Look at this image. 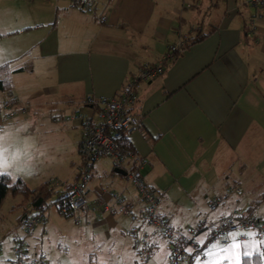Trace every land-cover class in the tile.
Segmentation results:
<instances>
[{"label":"crops","instance_id":"0c3cea01","mask_svg":"<svg viewBox=\"0 0 264 264\" xmlns=\"http://www.w3.org/2000/svg\"><path fill=\"white\" fill-rule=\"evenodd\" d=\"M7 1L0 11V68L10 66L17 72L12 78L15 106L11 109L23 110L24 105L35 104L29 113L23 110L27 113L24 117H39V100L29 103L21 96L41 88L42 115L52 117L76 150L83 132L79 124H63L64 117L90 114L85 108L89 98L118 97L127 84L138 79L145 65L161 64L180 43L213 31L203 43L184 52L161 78L138 85L139 99L132 114L141 123L128 141L147 161L143 178L161 197L160 217L181 234L184 228L188 233L197 230L204 221L200 219L205 214L202 212L214 199L225 197L229 188L245 193L243 186L255 176L262 180L251 185L264 186L262 2L250 6L249 0H92L97 16L107 17V23L100 24L97 17L73 7L71 0H58L54 19H44L40 10L39 18L29 16L25 8L28 2ZM246 30L250 32L247 38ZM1 99L0 106L9 102L3 96ZM11 123L0 120V173L23 181L19 172L29 173L28 178L36 182L39 166L13 156L15 149L3 142L6 133L25 125L16 123L19 128H15ZM96 164L90 183L99 169L101 178L112 179L118 190L101 187L93 192L88 188V202L98 205L86 214L113 206V196L138 201L128 197L126 177L114 168L110 174L102 171ZM236 164L239 166L234 168ZM72 177L73 183L63 184V192L75 184L74 172ZM50 179L42 178L41 182ZM176 199L206 204L197 211L198 220L188 224L170 215ZM229 200L219 208L220 214L219 210L209 212V224L234 213H246L232 209ZM202 235L195 241L199 246L208 239L205 234V241H199ZM160 239L151 237L155 249ZM245 245L247 250L253 248V244Z\"/></svg>","mask_w":264,"mask_h":264},{"label":"rangeland","instance_id":"374dc122","mask_svg":"<svg viewBox=\"0 0 264 264\" xmlns=\"http://www.w3.org/2000/svg\"><path fill=\"white\" fill-rule=\"evenodd\" d=\"M0 1L1 11L10 1ZM21 2H28L25 8H27L29 16L39 18L40 10L43 12L42 15L45 19L49 16L54 17V8L58 0H21ZM40 85L39 83V88ZM28 91L30 94H24L21 98L29 103H36L39 100V117L32 114L29 115L28 119L24 117L34 107H37L35 104H33L34 106L24 105L22 109L27 111L26 114L23 113V110L16 109L14 112H19L18 116L14 120L7 122H12V125H9L15 128H19L15 125L16 123L24 122L25 125L22 129L10 130L6 133L3 142H6L10 148L15 149L13 156L23 160L26 164L39 166V178L36 179V182H34L35 178H28L30 177L29 173L19 172V175L23 176L24 181L31 189H36L50 181L56 184V179H61L62 184L58 189L61 191L63 190L61 189L64 186L63 184H70L74 181L72 177L74 167L79 165L81 161L79 150L78 147L76 150L69 136L62 134L60 127L54 123L52 117L42 115L40 111V106L42 105L41 88L36 93L33 89ZM22 92L23 90H21ZM12 94L13 91L11 96ZM30 95L35 96L30 97ZM2 96L0 94V102ZM36 126H39L38 129H36ZM96 163V167H100L102 171H106L109 174L112 173L114 166L108 159H101ZM237 166L239 164L234 165V168ZM233 171L235 173L237 169ZM97 172L98 175L94 182L88 185L91 191L95 192L101 187L104 189L110 188L114 192L118 190L112 179L101 178L102 172L99 169H97ZM42 178L51 179L41 182ZM261 180L258 176L253 177L252 181L248 180L246 186H243L245 189L243 197L237 198L236 196H231L228 198L230 199L229 205H231L232 209L240 212L247 211L258 196V194H253L250 191L251 187L257 188L258 186H252L251 184L259 183ZM123 182L126 184L124 179ZM128 188L130 192L128 197L131 200L137 199L138 195L134 187L130 184ZM55 200L52 201L53 204ZM22 201L23 199H14L12 196H9L1 209L0 264H14L17 261L15 252L16 242H23L21 244L22 251L29 258L28 264L41 258L45 260V264H170L167 240L164 238L158 241L159 247L153 250V256L149 260L145 261L141 257L136 248L134 238L129 235L134 225L129 218L124 217L119 212H117V215L107 216L103 211L101 212V209L95 208V211L85 214L84 218L77 222L75 218H66L60 215L58 207L51 205L45 214L46 217L35 212L28 214L29 221L34 220L36 216L41 217L39 226L30 233L26 225L19 224V217H22L24 211L21 205ZM204 204L206 203H201L200 201L192 202L190 200L176 199L173 200L172 207H170V215L172 218L191 224L194 220H198L199 216L196 213L199 209L204 208ZM221 211L219 210V214ZM209 212V208L207 207V210L202 212L205 214L200 219H207ZM212 216H210V221L214 223L215 221H213ZM255 217L264 219V205L258 208ZM185 229L182 230V234L188 235V230ZM204 235H202L203 237L199 241H205L206 235ZM242 236H245V242L241 241ZM230 240L231 244L224 248V250H218V244H216L204 250L198 258L192 259L191 264H223L226 261L228 264H240L241 258L244 255H251L252 251L256 250L261 242L252 231L231 234ZM245 243L253 244V248L247 250ZM234 244H239L240 247L235 248L233 247ZM242 250L245 254L241 253ZM204 255L207 256L205 262L202 261V256ZM217 257L221 258L217 259Z\"/></svg>","mask_w":264,"mask_h":264},{"label":"built area","instance_id":"2783aa9c","mask_svg":"<svg viewBox=\"0 0 264 264\" xmlns=\"http://www.w3.org/2000/svg\"><path fill=\"white\" fill-rule=\"evenodd\" d=\"M71 2L73 7L78 8L83 14L97 17L98 23H107V17L97 16V8L92 0H71ZM261 2L263 0H249L248 5L255 6ZM182 46L183 44H180L173 49V52ZM162 73L161 66L151 68L145 65L138 79L127 84L118 97L113 99L89 98L85 102V108L90 114L78 113L62 119V123L66 125L79 124L83 132L79 147L81 161L74 170L75 184L62 213L72 214L76 220L80 221L88 209L97 207V203L88 202V185L96 162L108 159L114 168L127 174L126 179L136 190L138 201H125L122 197L113 196V206H106L103 213L107 216H114L119 208V213L130 219L134 227L129 235L134 238L136 248L145 261L152 256L151 237L155 235L167 240L170 264H191L192 259L198 258L204 250L216 244L224 249L231 243L230 235L239 232L252 231L259 240L264 241V222L255 217H248L246 213H234L214 225L209 224L205 219L202 225L209 230L210 235L202 246L195 242L199 236L196 230L183 235L172 230L168 223L160 217L161 197L147 187L143 178L142 172L147 166V161L135 152L125 150L123 142L140 127V118L132 114L139 99L136 93L138 85L149 84ZM11 108L13 107L9 102L0 106V120L11 121L18 116L19 112H14L15 110ZM61 184L62 180L58 179L55 186L59 188ZM243 195L244 192L240 189H228L225 197H218L210 203V212L216 213L231 196L241 198ZM40 219V216H36L34 220L28 221L27 230L30 233L39 226ZM244 239L245 236H242L241 240ZM15 252L17 261L14 264H28L29 258L22 251L21 244H16ZM202 261H206V255L202 256ZM30 264H45V260L41 258Z\"/></svg>","mask_w":264,"mask_h":264},{"label":"trees","instance_id":"16d2710c","mask_svg":"<svg viewBox=\"0 0 264 264\" xmlns=\"http://www.w3.org/2000/svg\"><path fill=\"white\" fill-rule=\"evenodd\" d=\"M262 4H264V0ZM247 30L245 32L246 38L248 37V35H250L249 34L250 32L248 33ZM212 34L213 31H210L202 36L199 35L196 36L195 38L186 40V42L183 43V46L179 50L170 53V55H168L169 57H166V59L161 63V65H154V66L148 65V66H150L151 68L161 66L163 73L157 77V78H161L169 71L171 66L183 55L184 52H187L188 50H190L191 47L195 45L203 43ZM15 73L17 72L11 71L10 66H4L0 68V94H2L6 98V100L9 101L11 105H14L15 103L13 97L11 96V93L13 91L12 78ZM123 145L125 147V150L129 152H134L128 139L124 140ZM114 170H116V168H114ZM91 180H92V176H91ZM54 184L52 182H49L41 185L36 189H31L23 180L14 179L12 178L11 175L7 173H0V212L5 201L8 199L9 196H12L14 199L20 198L23 199L24 201V202L22 201L21 204L24 208V211L22 217L20 218V222L21 224H24L26 226L28 225V221H29V217H28L29 213L35 212L44 217L47 211L49 210V208L51 207V205L58 207V211L60 215H63L66 218H74L72 214L64 215L62 213V209L67 204L68 197L71 194L73 186H69L63 192L62 190L59 191L58 190L59 188H57ZM253 194H258V196L254 199V202L251 205V207L246 211L248 217H254L258 208L264 205V186H260L256 188L255 191H253ZM54 199L56 200L53 204L52 201ZM196 231L198 232L199 235L202 234L210 235L209 230L205 228V226H203L201 223L199 224ZM155 248L156 247L152 243V256H153V250ZM206 260H207V256H206ZM223 264H228V262L226 261ZM240 264H264V241H261L259 243L256 251L252 255L243 256L241 258Z\"/></svg>","mask_w":264,"mask_h":264},{"label":"bare ground","instance_id":"6f19581e","mask_svg":"<svg viewBox=\"0 0 264 264\" xmlns=\"http://www.w3.org/2000/svg\"><path fill=\"white\" fill-rule=\"evenodd\" d=\"M183 43H185V42H182V43H180V44H183ZM172 52H173V50H171ZM171 52V53H172ZM158 65H161V64H158ZM234 189H238V188H234ZM86 214V213H85ZM255 217V216H254ZM255 218H257V217H255ZM258 220H260V221H263L264 222V220H261V219H259V218H257ZM77 222H79L78 220H76ZM81 221V220H80ZM23 243V242H22ZM22 243H19V242H16V244H22Z\"/></svg>","mask_w":264,"mask_h":264},{"label":"water","instance_id":"95a60500","mask_svg":"<svg viewBox=\"0 0 264 264\" xmlns=\"http://www.w3.org/2000/svg\"><path fill=\"white\" fill-rule=\"evenodd\" d=\"M116 170H117V169H116ZM116 173H117V174H120L121 176H124V177L127 176V174H126L124 171H122V170H118V171H116Z\"/></svg>","mask_w":264,"mask_h":264},{"label":"snow or ice","instance_id":"6c2138e0","mask_svg":"<svg viewBox=\"0 0 264 264\" xmlns=\"http://www.w3.org/2000/svg\"><path fill=\"white\" fill-rule=\"evenodd\" d=\"M233 247H235V248H239L240 245H239V244H234Z\"/></svg>","mask_w":264,"mask_h":264}]
</instances>
